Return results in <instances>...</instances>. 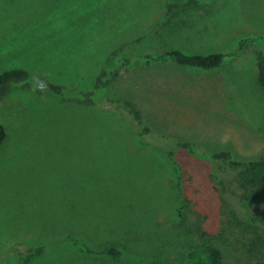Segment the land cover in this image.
<instances>
[{
	"label": "rangeland",
	"instance_id": "obj_1",
	"mask_svg": "<svg viewBox=\"0 0 264 264\" xmlns=\"http://www.w3.org/2000/svg\"><path fill=\"white\" fill-rule=\"evenodd\" d=\"M190 2L166 17L169 4ZM142 37L125 53L224 59L119 71L105 96L141 112L154 135L143 142L129 113L61 102L48 88L0 102V253L28 241L52 250L27 264H192L214 245L225 264H264V179L174 145L264 160V0H0V74L26 70L34 87L92 89L109 54ZM68 233L122 255L79 253L60 244Z\"/></svg>",
	"mask_w": 264,
	"mask_h": 264
},
{
	"label": "trees",
	"instance_id": "obj_2",
	"mask_svg": "<svg viewBox=\"0 0 264 264\" xmlns=\"http://www.w3.org/2000/svg\"><path fill=\"white\" fill-rule=\"evenodd\" d=\"M192 2V1H191ZM174 3L167 6L166 17L179 9L186 8L192 3ZM166 19V18H165ZM145 37L130 41L127 45L120 46L113 50L107 57L103 67L97 73L92 89H80V87H65L60 85L49 84L48 86L34 87L31 82V74L23 69H12L0 74V102L7 98L17 89H28L36 93L45 92L49 89L51 94H57L61 102H74L84 106H102L104 110H117L120 113H129L127 116L131 119V126L134 129L137 138L143 142L145 138H154L151 128L144 123V118L136 106L128 100L108 99L106 98L107 89L111 82L117 78L119 71L128 67H148L152 64L165 63L172 61L181 66H188L199 69H214L221 65L224 55L214 53L208 55L186 54L179 50H167L165 52L148 51L138 56H131L125 53L126 47H131L143 41ZM250 43V40L240 41L239 46L242 48ZM257 79L260 87L264 90V54L258 53L257 56ZM102 104V105H101ZM7 139V132L0 124V146ZM177 147L184 150L189 155L202 156L212 162H224L234 168L244 169L251 174L255 182H261L264 179V160H238L233 157L232 153L227 150H221L213 153L198 152L196 146L192 143H175ZM166 154L174 165L176 179H181V165L175 158L172 150H167ZM180 186L179 182L177 183ZM180 212V211H179ZM60 244L73 248L79 253L92 256H107L118 258L122 251L115 247L95 248L85 243L81 238L72 233H68L61 239ZM55 249V248H54ZM52 250L48 245L32 244L27 241L26 246L20 247L14 245L12 248L0 253V263L10 264L12 259H18L22 264H27L33 258H37ZM207 259L205 261H194L192 264H225L224 255L220 248L214 245H208L205 249Z\"/></svg>",
	"mask_w": 264,
	"mask_h": 264
}]
</instances>
